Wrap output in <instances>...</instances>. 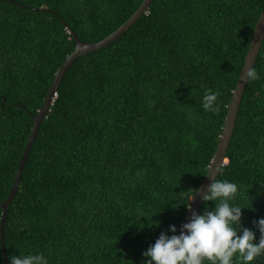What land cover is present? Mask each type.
<instances>
[{
    "label": "trees",
    "instance_id": "trees-1",
    "mask_svg": "<svg viewBox=\"0 0 264 264\" xmlns=\"http://www.w3.org/2000/svg\"><path fill=\"white\" fill-rule=\"evenodd\" d=\"M13 1L52 10L88 43L113 34L144 2ZM263 9L264 0H153L123 36L75 62L8 209L9 264L12 256L41 253L48 264H147L143 253L161 233L178 235L217 150ZM75 48L54 14L0 1V204L10 194L32 116ZM254 68L260 78L248 82L217 180L238 185L229 201L242 208L238 235L251 229L258 243L264 43ZM207 89L221 93L218 114L202 107ZM218 202H204L198 214ZM252 264H264V256Z\"/></svg>",
    "mask_w": 264,
    "mask_h": 264
},
{
    "label": "clouds",
    "instance_id": "clouds-1",
    "mask_svg": "<svg viewBox=\"0 0 264 264\" xmlns=\"http://www.w3.org/2000/svg\"><path fill=\"white\" fill-rule=\"evenodd\" d=\"M241 78L247 82L260 77L254 67H248ZM220 95L219 91L205 90L203 109L218 114L220 105L217 100ZM212 179L213 183L202 194V199L205 202L219 201L215 203V209L206 210L203 214L193 212L190 222L182 225L179 235L169 237L161 233L154 245L143 253L150 258L147 264H205V261L210 264H252L264 256V218L253 222L260 232L258 243L254 242L255 233L251 229L243 228L242 234L238 235L242 208L229 204L238 192V185L215 177ZM170 231L176 233L177 229L172 225ZM10 260L11 264H48L42 253L12 256Z\"/></svg>",
    "mask_w": 264,
    "mask_h": 264
},
{
    "label": "water",
    "instance_id": "water-1",
    "mask_svg": "<svg viewBox=\"0 0 264 264\" xmlns=\"http://www.w3.org/2000/svg\"><path fill=\"white\" fill-rule=\"evenodd\" d=\"M0 1H8L13 4H16L21 7L28 8L30 10L38 11V12H46L50 14H54L57 18H59L63 24L65 25L66 29L68 30L69 34H72L75 42H76V48L75 51L68 57L66 62L63 64V66L59 69L51 88L48 91V94L43 102V106L41 110L38 112L37 116H32L33 117V128L31 135L29 137V140L27 142L26 148L24 150V153L22 155L18 170L16 172V176L10 191V194L8 198L6 199L5 202L0 204V211H2V224L0 227V233H1V247L2 251L4 254V262L5 264H9L8 262V256H7V251H6V245H5V227L7 223V218H8V209L9 206L12 204L13 200L16 197V194L18 192L19 186L22 181L23 177V172L25 170L27 160L29 158V155L32 151V148L34 146V143L36 141V138L38 136L39 130L41 128V125L45 121V119L48 117V114L51 110L52 104L54 102V98L57 95L58 89L60 84L62 83L65 75L67 72L71 69V67L75 64V62L83 56H86L88 54L100 51L113 42H115L117 39H119L121 36H123L130 28H132L138 20H140L148 11L151 3L153 0H144L140 8L137 10V12L125 23L123 24L117 31H115L113 34L108 36L107 38L103 39L100 42H95V43H88V42H82L78 38V36L72 32L70 27L66 24V22L56 13H54L50 9H45V8H35V7H30V6H24L21 5L13 0H0ZM264 43V9L259 17V20L256 24L253 37H252V42L250 49L246 55L245 58V64L243 66V69L241 71V74L239 76V80L237 83V86L233 92V97L231 100V104L228 109V114L226 116V121L223 127V131L220 137V141L217 147V150L215 152V155L210 163V166L208 168V172L206 175V178L204 179L202 185L200 186L196 196L194 199L191 200V204L189 207V210L187 212V216L183 222L189 223L191 220V216L193 212L199 213L202 205L204 204V200L202 199V194L207 192L208 186L213 183L212 178H218L221 169L223 166H225L228 161H227V153L228 149L234 134V130L236 127L239 111L241 108L242 100L248 85L249 81H245L243 78L244 73L246 72L248 67H254L257 59L259 57V54L261 52L262 46ZM5 103V100H4ZM18 106H21L20 104H16ZM225 161L227 163L225 164ZM219 169L217 172L216 170ZM210 173V177L208 176ZM182 224V225H183ZM182 228V226H181ZM181 231V229H180ZM180 231L178 235L180 234Z\"/></svg>",
    "mask_w": 264,
    "mask_h": 264
}]
</instances>
